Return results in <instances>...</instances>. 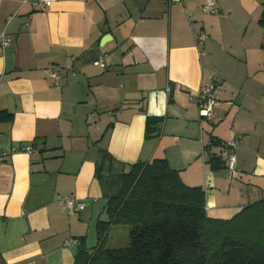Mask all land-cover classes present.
<instances>
[{"label":"crops","instance_id":"0c3cea01","mask_svg":"<svg viewBox=\"0 0 264 264\" xmlns=\"http://www.w3.org/2000/svg\"><path fill=\"white\" fill-rule=\"evenodd\" d=\"M31 1L0 0V111L11 115L0 121V264H74L67 240L97 245L100 150L121 164L166 159L205 191L212 218L264 198V0H214L212 14L206 0ZM210 83L212 121L198 103ZM230 141L234 175L210 162ZM68 197L86 206L70 213Z\"/></svg>","mask_w":264,"mask_h":264},{"label":"trees","instance_id":"16d2710c","mask_svg":"<svg viewBox=\"0 0 264 264\" xmlns=\"http://www.w3.org/2000/svg\"><path fill=\"white\" fill-rule=\"evenodd\" d=\"M9 119L0 111V121ZM155 121L147 117V136L155 132ZM224 161L222 153L210 160L215 169ZM95 178L108 218L97 223L94 248L79 239L74 264H264V198L231 218H212L205 191L186 185L166 159L121 164L104 150ZM111 225L129 227L127 246L105 247Z\"/></svg>","mask_w":264,"mask_h":264},{"label":"built area","instance_id":"2783aa9c","mask_svg":"<svg viewBox=\"0 0 264 264\" xmlns=\"http://www.w3.org/2000/svg\"><path fill=\"white\" fill-rule=\"evenodd\" d=\"M56 0H32L30 3L35 10H46L51 4ZM28 2V0H23V3ZM202 10L205 13L212 14L216 12V6L214 0H206L204 5L202 6ZM196 40L202 41L206 35L202 33L194 34ZM9 44V40L4 32L0 33V47H5ZM95 65L104 68L105 63L104 59L100 58L94 62ZM50 76L57 80L59 76L56 73H51ZM215 84L210 83L207 86H203L198 90V103H199V115L201 118H204L208 121H212L214 118V111L217 105V99L214 95ZM238 149V144L236 141H230L223 146L222 155L225 160L226 168L233 175L236 172L235 163H236V155L235 152ZM19 151H23L26 153H32L34 151L31 145L22 146ZM8 155L7 150H0V161H3ZM63 205L68 212L80 211L82 210L86 204L77 200L74 197H68L63 200ZM80 241L77 238L69 239L65 242V245H79Z\"/></svg>","mask_w":264,"mask_h":264},{"label":"rangeland","instance_id":"374dc122","mask_svg":"<svg viewBox=\"0 0 264 264\" xmlns=\"http://www.w3.org/2000/svg\"><path fill=\"white\" fill-rule=\"evenodd\" d=\"M120 227H124L126 229V234H128L129 227L128 226H114V229L108 232V237L105 242V247L109 249L122 248L128 245V240L125 241V233L124 236L121 235L120 230L117 231L115 229H119Z\"/></svg>","mask_w":264,"mask_h":264},{"label":"water","instance_id":"95a60500","mask_svg":"<svg viewBox=\"0 0 264 264\" xmlns=\"http://www.w3.org/2000/svg\"><path fill=\"white\" fill-rule=\"evenodd\" d=\"M146 0H134L135 4L138 6V7H141L144 3H145Z\"/></svg>","mask_w":264,"mask_h":264}]
</instances>
